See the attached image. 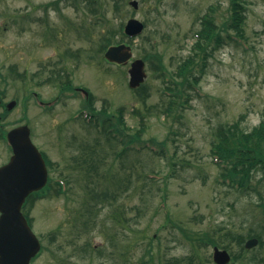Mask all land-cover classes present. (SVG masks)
Listing matches in <instances>:
<instances>
[{
    "label": "rangeland",
    "instance_id": "374dc122",
    "mask_svg": "<svg viewBox=\"0 0 264 264\" xmlns=\"http://www.w3.org/2000/svg\"><path fill=\"white\" fill-rule=\"evenodd\" d=\"M136 1L133 8L129 0H98L106 18L101 20L84 0H0L1 79H18L13 73L17 70L23 79L37 82L34 89L53 97L60 94L57 79H71L73 86L93 96V106L102 108L103 114L123 107L128 132L143 120L142 139L165 143L164 155L155 149L130 148L118 156L120 144L110 146L103 135L98 137L86 127L81 116L73 118L81 107L78 94L62 96L50 112L38 114L33 123L38 143L57 163L54 175L60 167L69 166L59 172L70 175L71 189L69 195L55 194L31 206L32 230L45 245L36 264L45 263L51 255L72 256L71 264H124L141 259L145 264H163L174 257L183 264H214L213 245L197 249L184 234L212 236L225 227L245 235L251 226L263 224L264 176L254 172L248 189L231 187L223 182L211 150L217 127L238 123L250 130L262 119L264 0H247L244 38L214 50L197 90L186 91L188 107L174 106L169 114L164 112L170 100L164 88L170 81L164 82L145 61L146 97L142 100L144 90L136 92L128 86L129 63L117 65L103 59L101 35L130 17L141 20L143 32L123 42L131 45L133 58H143L151 49L159 51L166 75L178 80L175 72L181 59L192 52L200 17L212 6L219 23L227 15L229 0ZM67 48L79 50L80 57H65L62 52ZM92 148L94 152L89 153ZM74 156L79 157L77 163ZM91 190L107 199L95 208L89 206L87 212ZM216 238L223 240L218 234ZM110 242L118 244L120 255H106ZM128 245L132 247L126 253ZM238 248L235 242L229 243L230 253ZM251 249L264 257V242Z\"/></svg>",
    "mask_w": 264,
    "mask_h": 264
},
{
    "label": "trees",
    "instance_id": "16d2710c",
    "mask_svg": "<svg viewBox=\"0 0 264 264\" xmlns=\"http://www.w3.org/2000/svg\"><path fill=\"white\" fill-rule=\"evenodd\" d=\"M84 2L86 3L87 9L93 15H97L101 20L106 19L104 12L100 11L102 6L101 2H98V0H84ZM247 3V0H229L227 15L219 23L214 20V9L212 6L209 7V11L201 16V25L195 32L197 38L192 46V52L182 58L181 63L179 62L178 64V69L175 72L178 80L173 77L171 81L166 75L167 71L159 51L151 49L143 55V59L163 78L162 80L164 82L170 81L171 83V85H166L164 88L170 96L169 107L164 112L169 114L168 110H171L174 106L175 108L181 107V109L187 108L188 94L186 91L190 88L194 90L197 86L199 77L204 72L208 58L211 57L214 50L221 46L222 43H237L238 40L244 38L243 25L246 19ZM115 8L116 10L119 9L116 5ZM211 10L213 11L211 12ZM98 22L96 20L94 24H98ZM125 37L122 32V22L118 24L117 28H106L101 35L99 51L103 52L108 45L121 42ZM152 48L154 49V46ZM68 55L78 57L80 53L78 50L74 52L69 51ZM59 84L65 89L70 88L71 80L66 78ZM144 88L145 86L142 84L136 89V92H140ZM145 97L146 93L143 94L141 99L143 100ZM86 102L90 111L97 113L96 118H90L89 122L86 123V127L97 133L98 137H102L103 135L106 143L110 146H113L114 143L117 145L120 144L121 148L118 156L127 154L131 144L138 145L137 143L141 142L144 143V146L139 147L138 145V149L134 147L135 151L150 148L149 145L153 144L157 145V149H159L155 151L158 154L164 155L165 143L163 140H157L155 138H149L148 140L142 139V132L145 130L143 120H141L140 126L130 133L128 132L129 126L124 121L123 107L117 108L115 113L103 114L102 108L99 110L94 108L91 98H88ZM177 116H180V113ZM97 143L99 142L97 141ZM92 152H94L93 148L89 153ZM211 153L217 159V165L221 170L220 176L224 183H227L231 187L248 189L252 182L254 172H260L261 176H264V111L259 124L253 126L250 130H243L239 127L238 123L222 124L217 127L213 133ZM73 159L78 160L79 157L74 156ZM89 159L93 161L94 156L92 158V155H89ZM88 197L92 202L87 204L88 206L85 208L87 212L90 210L89 206L95 208V204L100 202L101 199H107L96 190H91L88 193ZM262 212L264 216V209ZM83 222L87 224L86 219H83ZM178 228L183 232L181 227ZM257 228L251 226L245 235L239 231L225 227L221 228L217 233L213 231L214 235L212 236L206 232L199 234L197 237L188 235V233L184 235L197 246V249L201 245L206 246L208 244L221 245L222 247L228 248L229 243L235 242L239 248L237 253L232 254V260L229 264H264V257L262 255L251 253L254 249L247 250L243 246L246 236H255L259 239V245L261 246L263 244L262 232L264 233V221L262 226ZM261 228L262 232L260 231ZM217 234L218 238H223V240L217 242Z\"/></svg>",
    "mask_w": 264,
    "mask_h": 264
},
{
    "label": "water",
    "instance_id": "95a60500",
    "mask_svg": "<svg viewBox=\"0 0 264 264\" xmlns=\"http://www.w3.org/2000/svg\"><path fill=\"white\" fill-rule=\"evenodd\" d=\"M129 3L137 7L136 0ZM142 29L143 23L137 18H129L124 26L129 36L138 35ZM104 57L111 62L126 64L132 57V50L125 43L110 45ZM128 74L129 87H138L146 76L144 61L141 58L131 61ZM9 139L14 155L0 168V264H28L39 249V241L21 213V204L27 193L44 183L46 171L41 154L29 140L27 131L13 130ZM257 242V238H249L245 247L255 246ZM212 258L217 264L230 261L229 253L216 246Z\"/></svg>",
    "mask_w": 264,
    "mask_h": 264
},
{
    "label": "flooded vegetation",
    "instance_id": "af4514ba",
    "mask_svg": "<svg viewBox=\"0 0 264 264\" xmlns=\"http://www.w3.org/2000/svg\"><path fill=\"white\" fill-rule=\"evenodd\" d=\"M18 79H1L0 83V168L5 166L13 155L12 145L8 141V134L25 125L23 130L28 131V136L31 142L35 145L38 151L41 153L45 167L46 178L45 183L37 190L27 194L22 204V209L29 212L33 203H39L43 199L53 197L55 194L61 193V186L58 183V179L61 178L64 182H68V176L54 175V161L45 150L38 143L37 127L34 126V122L37 120V116L40 113H48L53 109L55 97L52 94H43L40 90L34 89L37 82H28L23 79L21 75H17ZM5 187V185H4ZM65 192V191H63ZM36 204V205H37ZM34 208V207H33ZM32 208V209H33ZM40 250L31 258L29 264H36V261L41 258L45 245L44 241L39 238ZM108 241V240H107ZM113 243V242H110ZM111 249L105 253L108 257L116 255L118 248L117 243L110 244ZM131 245L126 248V253L131 249ZM117 249V250H116ZM99 251L102 252L101 249ZM110 252V253H109ZM45 263L42 264H71L72 256L59 255V256H47Z\"/></svg>",
    "mask_w": 264,
    "mask_h": 264
}]
</instances>
